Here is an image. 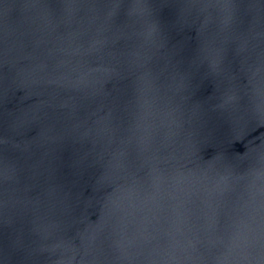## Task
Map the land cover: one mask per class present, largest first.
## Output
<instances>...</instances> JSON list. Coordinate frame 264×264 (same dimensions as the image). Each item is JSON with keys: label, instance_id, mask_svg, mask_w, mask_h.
Masks as SVG:
<instances>
[{"label": "water", "instance_id": "water-1", "mask_svg": "<svg viewBox=\"0 0 264 264\" xmlns=\"http://www.w3.org/2000/svg\"><path fill=\"white\" fill-rule=\"evenodd\" d=\"M0 264H264V0H0Z\"/></svg>", "mask_w": 264, "mask_h": 264}]
</instances>
